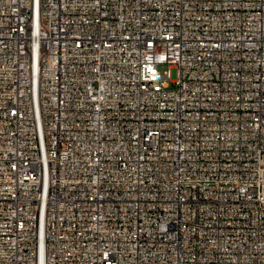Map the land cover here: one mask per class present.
Listing matches in <instances>:
<instances>
[{"label": "built area", "instance_id": "built-area-1", "mask_svg": "<svg viewBox=\"0 0 264 264\" xmlns=\"http://www.w3.org/2000/svg\"><path fill=\"white\" fill-rule=\"evenodd\" d=\"M0 264H264V0H0Z\"/></svg>", "mask_w": 264, "mask_h": 264}, {"label": "rangeland", "instance_id": "rangeland-1", "mask_svg": "<svg viewBox=\"0 0 264 264\" xmlns=\"http://www.w3.org/2000/svg\"><path fill=\"white\" fill-rule=\"evenodd\" d=\"M168 68V65L167 64H161L160 65V70L161 71H164V70H166Z\"/></svg>", "mask_w": 264, "mask_h": 264}]
</instances>
